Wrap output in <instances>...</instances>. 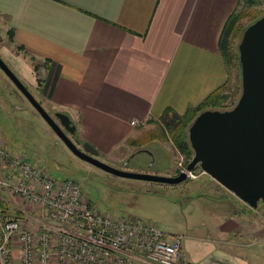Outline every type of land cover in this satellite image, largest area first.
<instances>
[{"label":"crops","instance_id":"obj_1","mask_svg":"<svg viewBox=\"0 0 264 264\" xmlns=\"http://www.w3.org/2000/svg\"><path fill=\"white\" fill-rule=\"evenodd\" d=\"M238 4L0 0V27L12 35L0 52L22 83L69 114L79 140L122 159L129 147L142 148L136 141L146 122L199 105L227 81L218 37ZM0 81L10 89L1 73ZM133 118L145 122L131 124ZM225 197L209 209L214 218L170 232L182 235L180 264H264V201L252 208L233 192ZM14 212L26 229L27 212ZM10 244L8 263L17 264L14 238Z\"/></svg>","mask_w":264,"mask_h":264},{"label":"rangeland","instance_id":"obj_2","mask_svg":"<svg viewBox=\"0 0 264 264\" xmlns=\"http://www.w3.org/2000/svg\"><path fill=\"white\" fill-rule=\"evenodd\" d=\"M242 5V3L239 4V7L241 8ZM256 11L260 13L264 11V1L248 6L244 10L245 14L239 20L240 26L246 25ZM7 38L4 29L0 27V45ZM238 38V35L233 38L231 43L233 49L239 41ZM0 57L6 61L1 52ZM6 63L10 66L9 62L6 61ZM238 68L239 65L236 63H230L226 68L228 78L224 83V89L228 96L223 102L225 104L223 109L232 106L240 93L241 77ZM35 70L42 75L44 73L39 67ZM0 73L10 86L8 89L0 81V138L4 143L3 146L9 149L10 153H21L28 161L43 166L47 173L56 178H72L81 185L80 188L90 204L101 213L107 212L114 219L125 215V217L131 216L139 220H150L165 233V236H168L170 232L179 231L185 222L192 223L200 219L209 221L214 218L209 209L225 201L226 194L232 193L207 173L201 172L197 164L192 170L194 177L186 176L176 184L124 178V176L113 175L109 171L101 170L98 166L73 155L47 126L48 124L38 111L33 109L28 99L19 92L16 85L6 77L2 70ZM19 80L22 82L21 78ZM23 83L27 85L29 91L38 99L48 114L52 115L58 111L51 105H47L44 98L27 81ZM167 121V116H164L142 125L140 139L144 143L141 147L147 151L136 150L139 146L135 145L127 149L122 159L112 160L108 154L102 153H96L95 157L114 168H123V170L144 171L163 176L176 174L181 171L178 162L185 166L190 159L185 162L186 157L174 147L171 140L173 133L169 130L172 125L166 123ZM174 125L176 126L175 123ZM76 131L78 133L77 129ZM76 131L74 134H77ZM66 133L75 145H81L82 141L76 135ZM129 155L131 158L127 160ZM126 160L127 163L124 164ZM7 200L10 217L15 218L16 212L14 211L22 212L20 208L24 204L10 197Z\"/></svg>","mask_w":264,"mask_h":264},{"label":"built area","instance_id":"obj_3","mask_svg":"<svg viewBox=\"0 0 264 264\" xmlns=\"http://www.w3.org/2000/svg\"><path fill=\"white\" fill-rule=\"evenodd\" d=\"M178 167L195 176L180 162ZM80 187L0 143V201L20 200L30 218L24 229L17 217L0 213V264H9L13 238L17 264H180L181 234L165 236L150 220L101 213Z\"/></svg>","mask_w":264,"mask_h":264},{"label":"water","instance_id":"obj_4","mask_svg":"<svg viewBox=\"0 0 264 264\" xmlns=\"http://www.w3.org/2000/svg\"><path fill=\"white\" fill-rule=\"evenodd\" d=\"M238 39L240 93L235 103L226 109L204 108L194 115L187 127V139L193 155L185 167L190 171L197 164L203 173L255 208L259 200L264 201V13L249 22ZM0 70L73 155L124 178L163 184H176L186 178L184 170L163 176L114 168L100 161L95 157L97 148L91 143L82 141L79 146L72 142L66 132L73 134L75 126L67 113L56 111L48 114L1 57ZM130 158L131 155L127 160Z\"/></svg>","mask_w":264,"mask_h":264},{"label":"trees","instance_id":"obj_5","mask_svg":"<svg viewBox=\"0 0 264 264\" xmlns=\"http://www.w3.org/2000/svg\"><path fill=\"white\" fill-rule=\"evenodd\" d=\"M239 4H243L242 7L235 8L233 12L230 13L228 18L225 19L223 23L222 31L219 33V43H218V50L221 52V57L223 60V63L228 67L230 63H236L238 64V51L236 50V45L233 47L231 46V43L233 42V38H235L237 35L240 36L242 30L247 27L248 23L254 20L256 17H260L261 14L264 13V11L260 12H254L253 17L251 20L245 25L240 26L239 20L240 18L245 14L244 10L248 8V6L260 4V2L264 0H238ZM10 38L12 37L11 33L8 32L7 34ZM239 68H240V64ZM238 68V69H239ZM225 84H221L218 87L213 89V92L207 94L198 105L189 106L186 111H184L181 114H173L172 112L167 116L169 125H172L169 127V130L171 133V140L174 143V147L183 153V155L186 157L185 162H187L192 157V149L190 147V143L187 139V133H188V125L189 122L194 118V115L201 111V109L204 108H224L225 104L223 103L226 100V97L228 96L227 92L224 89ZM240 88V86H239ZM165 115H163L161 118H163ZM166 117V116H165ZM176 124V126L174 125ZM171 127H173V130H171ZM136 144H139V142H142V139L139 138L138 141H136ZM134 153V152H133ZM90 203V201H89ZM91 206V204H90ZM0 213L1 217H8L7 212V201L2 200L0 201Z\"/></svg>","mask_w":264,"mask_h":264},{"label":"flooded vegetation","instance_id":"obj_6","mask_svg":"<svg viewBox=\"0 0 264 264\" xmlns=\"http://www.w3.org/2000/svg\"><path fill=\"white\" fill-rule=\"evenodd\" d=\"M139 150H145V149H143V148H140ZM145 151H147V150H145ZM132 154H133V153H132ZM132 154H131V155H132Z\"/></svg>","mask_w":264,"mask_h":264}]
</instances>
